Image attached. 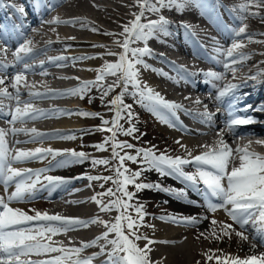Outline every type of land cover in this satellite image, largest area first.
Returning <instances> with one entry per match:
<instances>
[{"label":"bare ground","instance_id":"6f19581e","mask_svg":"<svg viewBox=\"0 0 264 264\" xmlns=\"http://www.w3.org/2000/svg\"><path fill=\"white\" fill-rule=\"evenodd\" d=\"M11 2L20 6L18 1L11 0ZM103 2L112 4V7L106 6ZM247 2L248 0H177L176 3L167 6V0H165L166 6L160 7L157 0H152L159 11H145L141 22L146 24L149 21H157L163 16L169 23L164 26L163 30L157 28L146 41L134 40L130 44L132 48H143L146 45L150 49V54L139 57L143 63L136 65L139 70L138 79L142 86L150 87L164 99L174 101L182 105L183 108L177 109L176 114L172 115L168 109L154 105L151 101L146 99L142 101L130 84L122 99L126 96L138 99V107L146 112V121L152 129L145 140L140 141V146L134 147L136 150L151 148L157 155L164 153L172 157L181 156L190 159L188 157L189 151L192 156H196L206 150L204 145L216 146L222 135L231 148L247 146L249 151L264 156V6L258 8L255 4H251L249 5V13H243L240 6ZM177 4L182 5V7H178ZM140 11L137 0H58L50 8L43 10L38 19L24 26L12 50L5 54L4 50L0 48V56H8V60H10L9 66L0 75V79L4 81L0 85L15 95L16 89L12 87L14 77L17 73H22L25 79L17 86L19 96L23 97L19 106L23 108L24 104L28 103L32 105L33 109L47 110L44 113H35L34 117L29 116L23 120L12 121L11 114L15 112L17 102H13L9 98L11 105L6 108L7 111L3 120H0V129L7 133H13L11 129H18L23 124L21 122H24L26 123L24 129H36L38 132L47 135L34 138V133L30 131H18V135H27L25 136L27 138L20 141L13 139V142H10L7 140L8 137H5L8 147L13 154L20 149L26 151L36 148L53 150V153L45 152L20 162H13L14 168L31 170L25 171L16 178V181L36 183L32 193L26 195L22 200L12 201L11 207L22 209L30 216H35L36 212H47L49 215L58 214L85 220L99 216L103 221L114 222L117 216L115 209L106 212L100 211V206L95 201L90 202L84 185V182L89 179L87 174L72 175L71 173L57 176L63 178V183H60L49 181L47 178L53 175L43 174V171L48 172L68 167L69 164L66 161L73 158L70 155L71 151H76L81 146L79 145L80 136L89 130V125H91L87 119L88 116L81 115V112L87 111L98 114L96 116L99 119L93 122L95 123L93 124L94 130L96 127L104 126L105 120L111 124L115 111L110 101L114 97L110 100H100L103 95L100 93L105 91L106 86L116 85L120 78L119 75L105 76L103 81L99 82L105 87L91 86L84 93L83 98L80 95H58L57 93L76 88L84 81H95L96 79L91 78L97 76V69L106 62L117 61L112 53H120L122 48L116 41L122 42L124 40H120L121 37H125L121 35L124 32V26L128 25L132 19V14H139ZM252 12L258 14L251 15ZM241 16L246 18L241 20ZM54 18H58L60 21L74 20L75 22H51ZM244 25H247L246 34L236 37L234 30H238ZM93 29L97 30L93 31ZM195 33L201 36L199 39L205 43L206 49H211L213 46H217L219 49L217 51L218 69H224L222 74L225 79L211 78L219 88L217 86L209 88L203 83H197L206 82L204 80L209 77L206 75V70L201 64H198V60L194 56H190L184 50L180 51L174 46L176 38L179 39V43L183 42L185 46L197 45L196 38L191 36ZM222 33L225 34V38L222 37ZM218 38L223 40L221 45L213 42L214 39L215 41L220 40ZM45 40L47 42L44 43ZM26 41L30 42L29 47L33 51L28 54L20 53L22 59L18 61L15 54L20 45L25 44ZM234 42H240L243 45L236 52L243 53L244 58L242 59L234 53L237 62L231 64L230 59L226 56V50ZM47 49L50 51L44 53ZM61 49L62 51L66 50V52L58 53ZM194 49L202 50L199 46H194ZM57 57H64L65 59H52ZM225 63H229L230 67L225 69ZM25 64L31 67L26 70ZM18 65L21 68L17 70ZM182 65L190 69L188 71L183 70ZM233 68L235 72L232 71ZM60 71H65L67 74ZM58 78L62 81L57 80ZM229 84H235L237 87L232 88L220 100H217L218 93ZM114 88L118 94L124 91L122 86H114ZM172 89L179 92L174 93ZM48 90L54 91L49 92ZM30 92L47 94L34 96L30 95ZM89 97L95 99H93L94 105L89 106ZM223 98L231 100L235 109V112H231V116L229 115L227 118L222 117L218 112ZM197 100L200 103H196ZM185 106H190L199 113L204 112L206 106L207 111L213 114L212 120L216 124L210 131H205L196 138L183 126L189 124L187 119L189 112L186 111ZM126 115L124 110L123 119ZM235 118H250L253 122L237 126L235 134H233L228 131L227 123L230 119ZM190 125L192 126V124ZM68 136H74L75 139L62 138ZM14 137L16 138V136ZM97 145L95 144L91 150L93 153L91 157L95 159L109 158L106 155L107 150H98ZM181 145L185 147H181ZM56 152L59 154H55ZM234 166H239V159H236L234 164L229 165V171ZM138 169L147 174L142 177L141 183L159 185L161 189H183L185 193L184 196L178 198L173 192H166L157 188L139 190V192L148 193V195V191L160 193L162 196L168 197L173 203V211L165 208L161 213H151L152 215L147 218L150 221L149 225L139 231L156 241L150 245L152 251L149 254L154 264H192L194 257L199 255V251L196 252L195 248L190 246L186 236L193 232L194 227L189 230V228L179 226L181 223L187 224L186 222H173L169 219H161V217L169 215L177 218L195 216L197 222L200 223L203 222L202 219L216 218L217 221L224 224L232 223L237 227L240 226L232 220L223 208H218L215 212L210 210L209 199L213 203L220 201L214 197H205L203 194L205 186L202 181L193 185L192 182L177 178L175 174L162 175L144 163L140 164ZM183 169L191 174H197L198 171L195 163L184 165ZM98 175L102 176L103 174L99 173ZM38 176L41 178L37 179ZM14 190L15 181L8 185L7 193L5 192V185L0 182V195L7 196ZM97 199H102L105 204L111 200L107 195L97 196ZM66 204L75 206L65 208ZM192 207L195 208V211H186ZM229 207L231 206L229 205ZM48 223L47 221H29L22 227L35 229L40 224L47 225ZM247 226L245 225L242 230ZM90 229L92 231L88 233L87 231ZM67 231L69 233H65L70 238L62 236L61 232L63 231H61L51 236L50 243L54 247L79 248L82 247V242L92 241L106 231V228L103 224L95 223L88 227L77 226ZM245 231L243 232L245 233ZM249 232L250 234H246L249 238L248 243H244L240 248L237 247L235 251L232 250L230 254L233 256L238 254L237 256L243 259L249 255H258L259 250L257 248L264 253V230H261L258 225L251 224V226L249 225ZM113 237L114 234H110L109 238ZM104 243V240H100L97 246L83 248L78 254L79 258L83 259L92 256L94 253H99V245ZM137 243L140 247H144L147 241L140 240ZM111 248L112 245H107L108 250ZM196 250H200V247ZM207 250L206 246L201 251V256ZM34 255L27 258L22 257V259L37 260ZM41 255L53 257L62 255V253L53 252ZM72 258L76 259L77 257L74 255ZM106 259V254L95 256L92 264H104ZM67 264H70V261Z\"/></svg>","mask_w":264,"mask_h":264},{"label":"snow or ice","instance_id":"6c2138e0","mask_svg":"<svg viewBox=\"0 0 264 264\" xmlns=\"http://www.w3.org/2000/svg\"><path fill=\"white\" fill-rule=\"evenodd\" d=\"M177 0H167V6H171L176 3ZM140 6V13L134 14L135 19L129 22V25L124 26L125 38L122 42L116 41L122 48V51L118 54V59L115 62H106L101 68L97 69V76L95 81H84L80 86L72 89L65 90L64 92L57 93L58 95H80L83 98L91 86L105 87L99 82L103 81L107 75H119V80L116 85L106 86L104 95H107L114 86H122L124 91L115 96L110 104L114 106L115 116L111 121V127L101 129L111 133L104 143L98 144L96 147L98 150H105V145L111 142L112 158L118 160V165L114 168L116 178L113 177H89L90 180L103 179L113 180V183L117 186L116 192H120L122 195L115 199L109 200L107 204L102 199L92 197V199L100 206V211H111L115 209L119 214L115 217L114 222H106L100 219L99 216L91 218L89 220L81 219L78 217H66L61 215H49L47 212H36L35 216L28 215L25 211L19 208H13L10 206L12 201H19L25 198L26 195L33 192L35 189V183H26L24 181H16L17 177H20L25 171L17 169L12 166L13 162H20L36 156L37 154L53 153L52 149L43 150L36 148L34 150H16L13 154L12 150L8 147L6 135L7 132L0 129V182L5 185V192L7 193L8 185L15 181V190L8 193L7 196L0 195V264H92V260L95 256L106 254L107 259L104 264H154L150 258V252L152 251L150 245L156 243V241L150 239L146 235L139 232L140 227L143 224L145 213L143 211V205L133 206L129 203L132 200L135 193L128 191V185H134L137 191L146 188H157L166 192H173L177 197L185 195L184 190L175 189H161L159 185L137 183L136 179L141 175L140 171L132 172L124 166V161L132 160L136 161L138 157L142 158V163L147 164L150 168H154L162 175L175 174L177 178H182L185 181L192 182L195 185L198 181H202L205 186L203 194L205 197L217 198L220 202L213 203L211 199L208 200V206L211 211L215 212L218 208H223L234 222L239 224L241 228L249 223L258 225L261 230H264V156L249 151L247 146H237L236 149L225 141L223 136L217 141L216 146L204 145L206 149L196 156H192L191 152H188V157L166 155L161 153L157 155L151 148H141L136 150V155H130L128 153L120 154L118 149L133 148L132 144L126 141L121 142L117 140V132H123L126 135H132L136 131L135 127L124 129L119 123L123 118L122 113L125 109H130V105L123 104L124 92L128 90V86L131 84L139 94L142 101L144 99L153 102L154 105H158L164 109H168L172 115L176 114L177 109H182L183 106L177 104L174 101H168L164 99L158 92H154L150 87L146 85L142 86L138 79L139 70L136 68L137 64H142L143 61L139 58L142 55L150 54V49L145 45L143 48H132L130 44L134 40L146 41L152 36L157 28L161 30L169 22L161 16L157 21H149L148 23H142L141 18L145 11H159L156 4L152 3V0H137ZM160 7H165V0H157ZM255 4L256 7L264 6V0H248L247 3L242 4L240 9L243 13H249V5ZM178 7L182 5L177 4ZM18 11L23 12L24 9L20 8ZM251 15H257L258 13L252 12ZM245 16H241V20L245 19ZM55 23H74L75 21H60L58 18H54ZM187 27V26H185ZM247 25L241 26L238 30H234V35L240 37L246 34ZM97 29H93L96 31ZM30 42L26 41L25 44L20 45L16 52L17 60H21L20 53L28 54L33 51L29 47ZM95 46V45H94ZM243 47L240 42H234L230 48L226 50V56L230 59L231 64H235L237 61L234 58V53L244 58L243 53H237L236 50ZM219 51V49L217 50ZM52 59H65L64 57H57ZM43 63V62H41ZM25 69L30 68V65L25 64ZM225 69L230 67L229 63L224 64ZM235 72V69H232ZM207 76L220 80L223 79L222 73L208 72ZM25 77L22 73H17L14 77L12 87L16 89V94L9 93L7 88L0 89V96H5L17 101V107L15 112L12 113V121L23 120L26 117L35 116V113H44L47 110L33 109L32 105L25 103L21 108L19 100V88L17 87ZM78 79V78H77ZM4 83L0 79V84ZM27 86V85H25ZM237 87L235 84L227 85L221 90L216 99L220 100L228 91ZM52 92L54 90H48ZM134 93V94H136ZM47 93L35 92L30 95L41 96ZM196 103H200L199 100ZM64 111V110H58ZM187 111V110H186ZM83 116L98 115L97 113H89L83 111L80 113ZM205 122L211 123L213 114L207 111L198 113ZM129 119H131L132 113H127ZM168 122V121H165ZM253 121L243 118L230 119L227 123L228 131L235 134V129L239 125H245L252 123ZM105 125L109 121L103 122ZM13 133L18 131H30L34 133V138H40L45 133L38 132L36 129H11ZM219 135V133H218ZM67 139H75L74 136L62 137ZM179 143V141H177ZM181 147H185L181 145ZM55 154H59L56 152ZM71 157L77 160L87 159V155L83 152L71 151ZM236 159H239V166H234L229 171V165L234 164ZM93 164L108 165L107 159H94ZM189 163H195L197 166V174H191L184 171L183 166ZM123 169V170H121ZM49 181H57L63 183V178L48 177ZM226 181V183H225ZM116 192L109 188L105 193L98 194L99 196H115ZM126 197L127 199H125ZM229 205L231 207H229ZM135 208L136 218L129 213V209ZM161 219H169L173 222H186L196 223L197 217H182L177 218L169 215L167 217H161ZM29 221H47V225L40 224L35 229L25 228L22 225ZM55 222V223H53ZM100 223L106 228L101 235L97 236L90 242H82V247L79 248H63L54 247L51 241V236L61 231H67L77 226L88 227L90 224ZM212 223L215 225L217 221L213 219ZM229 229H232V225L222 226L221 231L225 235L229 234ZM110 234H114L113 238H109ZM203 235V234H202ZM212 235L216 236V232L213 231ZM237 235L242 239H247L243 232H238ZM46 237V241H45ZM100 240H104L103 245H99L100 252L94 253L87 258H79L78 254L86 247H93L99 244ZM145 240L147 243L144 247H140L137 241ZM107 245H112L111 250L107 249ZM53 252L62 253L59 256H53L47 260H31L22 259V257H30L31 255H41ZM76 259H73V256ZM206 258L211 261L215 260L216 264H264V253L260 255H249L243 259L239 256H217L209 250V253H205Z\"/></svg>","mask_w":264,"mask_h":264},{"label":"rangeland","instance_id":"374dc122","mask_svg":"<svg viewBox=\"0 0 264 264\" xmlns=\"http://www.w3.org/2000/svg\"><path fill=\"white\" fill-rule=\"evenodd\" d=\"M103 3L106 6L112 7V4H110V3H107V2H103ZM134 14H137V13H134ZM134 14H132V19L130 21L135 19ZM129 22H128V25H129ZM124 38L125 37H121L120 40H123ZM45 42H47V41L45 40L44 43ZM49 51L50 50L47 49L44 53H48ZM53 51H56V50L53 49ZM121 51H122V49H121ZM65 52H66V50L62 51V49L58 51V53H65ZM115 59H118V55H115ZM19 65H21V64H19ZM60 72H63V74L64 73L67 74L65 71H60ZM92 78L96 79L95 76H93ZM57 80L62 81V79H59V78ZM172 92L176 93L177 90L172 89ZM103 93L104 92H101L100 95ZM117 94H118L117 90L113 87L112 90L109 91L107 95L103 94L101 96L102 98H100V100H106V99L110 100L113 97H115ZM93 99L94 98H92V97L88 98L89 106L94 105L95 99L94 100ZM96 101H97V99H96ZM137 102H138V99H136L134 97L131 98V97L126 96L123 98V104L131 106L130 109H125L126 114L130 111L132 113V116H131V119H129L128 116L126 115L124 119L122 118L119 121V123L123 126L124 129H128V128L134 126L136 131L134 133H132V135H126L123 132H117V140L118 141L124 142L126 140L129 144L132 143L133 146L135 145L134 147L140 146V144H141L140 141H142L143 139L145 140V138L150 134V132L152 130L151 127L148 125V122L146 121L147 120L146 119V112L142 108L138 107ZM77 105H78V102H77ZM95 117H97V118H95ZM87 119H88V121H90L89 124H91V125H89V128H88L89 130H86L85 132H83L84 134H82L80 136L79 145H81V146H79L75 152H83L86 155H89V157L85 160H82V161L77 160L75 158H69L68 161H66V163L69 164L67 168H63V169L60 168L58 170L57 169L56 170H50L48 172L43 171V174L48 173L50 175H53L52 177H57V176L64 175V174L66 175V174L72 173V175H75L77 173H83L85 175L87 174L86 176H88V177H93V176H95V177L105 176L106 177L107 176V177H113V179L116 178L114 168L118 165V160L112 158L111 142H109L108 144L105 145V148H106L105 150H107L106 155L109 157V158H107V160H109L108 165L93 164L92 161L95 158L91 157V155L93 154L91 150L93 149L95 144L104 143L103 141H105V139L111 135V133H109L105 130H101V128L105 129V128L111 127L112 125L109 122L107 125H104L102 127H96V129L94 130L93 124H95V123H93V122H94V120L96 121L99 119L98 116L90 115L87 117ZM21 123H23V124H21V126L18 127V129H24L25 128L24 122H21ZM17 133L18 132L14 133V136H16V138H15L13 136V133L8 132L6 135V138L8 137L7 140H9L10 142H13V139H14V141H20L23 138L25 139V136H27V135L20 136ZM17 136H20V137L17 138ZM17 139H19V140H17ZM95 142H97V143H95ZM134 147L133 148H125L122 150L118 149V151L120 152L121 155H123L124 153H128L130 155L135 156L137 153H136V149ZM88 159L89 160L92 159V160L89 161ZM96 160H98V159H96ZM140 164H142V158L141 157H138V159L136 161L127 160V159L124 161V166L126 168H128L129 170H131L132 172L140 171V169H138V166ZM95 170H96V172H98L97 174H96ZM121 170H123V169H121ZM99 173H102L103 175L99 176L98 175ZM146 175L147 174H144L141 172V175L139 177H137L136 182L141 183L140 180L142 179V177H144ZM41 176H38L37 179L41 178ZM84 185H85L87 195H89L88 197H90L89 200L91 203L93 200L91 197L92 195H93V197L94 196L97 197V196H99L98 194L105 193V191H107L109 188L113 189V191L116 192V187H117L113 183V180L105 181L103 179H96V180L88 179L87 181L84 182ZM128 191L135 193L134 198H132V200L129 201L130 204H132L133 206L143 205V211L145 213L146 219L144 217L143 224L140 227L139 231H141L142 228H145L149 225L150 221H148L147 218H149L152 215L151 213H154V212L161 213L165 208L173 211V203L169 200L168 197H164L160 193L148 191L149 192V195H148V193L137 191L135 186L131 185V184L128 185ZM121 195L122 194L120 192H116L115 196H112V197L109 196V197L111 199H115L116 197H120ZM143 196H145L146 198ZM155 196H156V198H155ZM124 198L127 199L126 197H124ZM141 198H143V199H141ZM69 205L70 204H68V205L66 204V206H64V207L65 208H72L75 206V205H70V207H69ZM150 211H152V212H150ZM157 211H159V212H157ZM182 211H184V210H182ZM186 211L192 212V211H195V208L192 207L191 209H187ZM117 213L118 212L115 210L116 215L119 214V213L118 214ZM129 213L133 216V218H136L137 214L135 212L134 207L129 209ZM213 219L216 220V218H209L208 220L202 219L201 221H203V222H201V223L200 222L187 223V224L181 223L179 225V226H182L184 228H189V230L191 227H194L193 232H191V233L188 232L189 234L186 235L187 238L189 239L190 246L192 248H195L196 252L199 251L198 257H194L192 264H216L215 260L209 261L206 258L205 254H203L201 256V251H203L206 246H207L208 250L205 253H209V250H212V253H214L217 256L235 257V255L233 256V254H230V252L232 250L233 251L237 250V247L240 248L241 246H243L244 243H248L249 238L246 236V234H250L249 225L251 226L252 223H249L248 226L245 227L244 230H242L241 226L237 227L232 223H225L224 224L221 221H217V220H216L217 224L214 225L212 223ZM230 224L232 225V229H229L228 230L229 234L225 235L224 232L221 231V228H222V226H226V225H230ZM90 231H92V229H90L87 232L89 233ZM213 231L216 232L217 237H220L219 239H217L216 237H214L212 235ZM238 231L239 232L245 231V233L244 232L243 233L247 237V239H242L241 236L237 235ZM63 232H64V235H63ZM63 232H61L62 234L60 233L62 236H67L68 235L67 233H69V231H63ZM65 232H67V233H65ZM67 237L70 238V236H67ZM198 243H199V245H198ZM199 247H200V250H196V248L199 249ZM257 249L259 250L258 255L263 253L261 249H259V248H257ZM223 250H224V252H223ZM237 255L238 254H236V256Z\"/></svg>","mask_w":264,"mask_h":264}]
</instances>
